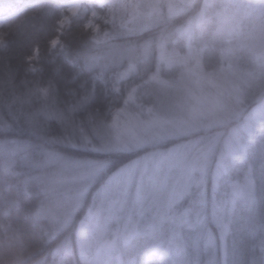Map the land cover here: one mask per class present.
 <instances>
[{
  "label": "trees",
  "instance_id": "trees-1",
  "mask_svg": "<svg viewBox=\"0 0 264 264\" xmlns=\"http://www.w3.org/2000/svg\"><path fill=\"white\" fill-rule=\"evenodd\" d=\"M66 2L0 0V6L15 10L0 27V264H112L111 257L89 258L81 251L80 229L97 190L129 161L216 130L222 133L211 154L206 187L202 192L192 188L168 211L184 210L180 222L171 221L170 215L154 220L157 217L149 214L142 220L145 226L133 231L116 254L136 264H158L160 259L164 264H223L221 245L226 242L231 248L226 249L225 258L232 264H264V132L247 140L241 152L227 160L216 195L211 176L230 125L128 150L87 146L97 141V134L109 135L112 109L124 104V95L114 91L105 78L135 66L134 83L141 87V102L161 105L165 96L158 80L179 77V68L161 65L162 50L184 53L188 44L215 41L221 13L231 0H193L173 7L172 12L162 9L146 25L99 21L98 32L87 26L88 11L79 12L62 28L59 22ZM206 2H211L207 8ZM198 15L201 21L196 22ZM187 25H193V32L184 29ZM56 39L58 43L53 44ZM230 43L239 67L258 66L254 52L240 40ZM201 56L207 70L221 60L218 47ZM260 92L263 99L264 86ZM257 102L249 99L251 106ZM77 159L104 164L71 215L70 210L61 215L56 207L57 215H52L50 209L46 211L52 201L46 180L65 160ZM246 168L253 181L252 198L237 199L225 215H214L219 210L212 203L214 198L223 202L229 194H222L223 182L242 180ZM171 242L178 245L176 250Z\"/></svg>",
  "mask_w": 264,
  "mask_h": 264
},
{
  "label": "rangeland",
  "instance_id": "rangeland-1",
  "mask_svg": "<svg viewBox=\"0 0 264 264\" xmlns=\"http://www.w3.org/2000/svg\"><path fill=\"white\" fill-rule=\"evenodd\" d=\"M192 1L67 0L65 14L59 24L65 28L79 12L88 11L91 19L87 26L95 32L100 29L99 21L117 25L127 22L146 25L156 19L162 9L172 12L173 7ZM210 3L206 2L205 8ZM14 14L15 10L10 6H0V27L2 20ZM201 15L204 16V13ZM195 21H201L199 15ZM192 27L187 25L184 29L191 33ZM232 39L240 40L254 52L257 67L248 70L238 66L235 47L230 43ZM54 41L53 44H57L59 40ZM217 47L221 60L213 69L207 70L201 55ZM161 54V65L179 68L177 79L158 80L159 89L165 96L160 101L161 105L154 107L141 102V87L134 83L137 74L135 66L112 74L105 78L106 83L124 95V104L119 109H112L109 135L101 137L97 134V141L89 142L87 146L104 151L127 150L184 134L188 136L218 125H230L224 137V150L218 153L212 171L211 183L216 195L219 190L217 182L223 178L227 160L238 155L247 140L264 132V95L263 99L260 98L264 86V0H231L221 13L215 41L203 46L188 44L184 53L170 49L162 50ZM194 97L198 100L194 101ZM249 99L258 101V104L251 106ZM194 109L206 111L207 115L191 118L189 113ZM221 133L216 130L195 135L151 150L116 170L97 190L95 201L81 226L82 253L89 258L111 257L114 259L112 264H136L134 259L126 261L116 254L119 247L133 231L145 226L142 220L149 214L157 217L154 220L170 215L171 221L180 222L178 218L186 214L184 210L173 214L168 211L192 188L197 187L202 192L206 187L211 154ZM55 157L61 158L60 155ZM64 162L62 168L46 180L47 196L52 200L46 211L50 209L52 215H57L54 207L60 209L61 215H68V210L71 215L104 164L89 159ZM227 180L223 182L222 194H229L223 202L214 198L212 203L219 205L214 215H225L232 210L237 199L252 198L253 181L249 170L240 181L233 183ZM171 244L176 250L178 245ZM221 246L223 264H232L229 258H225V251L231 246L226 242ZM164 263L160 260L158 264Z\"/></svg>",
  "mask_w": 264,
  "mask_h": 264
},
{
  "label": "clouds",
  "instance_id": "clouds-1",
  "mask_svg": "<svg viewBox=\"0 0 264 264\" xmlns=\"http://www.w3.org/2000/svg\"><path fill=\"white\" fill-rule=\"evenodd\" d=\"M193 99H194V101L198 100V98H196V97H194ZM197 115L204 116V115H207V112L206 111H201V110L194 109L193 111H191L189 113V116L191 118H195Z\"/></svg>",
  "mask_w": 264,
  "mask_h": 264
},
{
  "label": "bare ground",
  "instance_id": "bare-ground-1",
  "mask_svg": "<svg viewBox=\"0 0 264 264\" xmlns=\"http://www.w3.org/2000/svg\"><path fill=\"white\" fill-rule=\"evenodd\" d=\"M127 150H128V149H127ZM185 196H186V195H185ZM185 196H183V198H184ZM183 198H182V199H183ZM160 260H164V259H160ZM164 261H165V260H164Z\"/></svg>",
  "mask_w": 264,
  "mask_h": 264
},
{
  "label": "snow or ice",
  "instance_id": "snow-or-ice-1",
  "mask_svg": "<svg viewBox=\"0 0 264 264\" xmlns=\"http://www.w3.org/2000/svg\"><path fill=\"white\" fill-rule=\"evenodd\" d=\"M53 43H55V41Z\"/></svg>",
  "mask_w": 264,
  "mask_h": 264
}]
</instances>
